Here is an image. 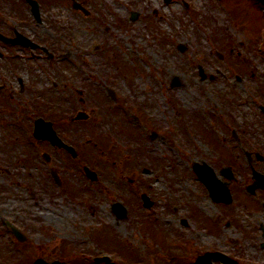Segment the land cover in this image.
<instances>
[{
	"label": "rangeland",
	"instance_id": "rangeland-1",
	"mask_svg": "<svg viewBox=\"0 0 264 264\" xmlns=\"http://www.w3.org/2000/svg\"><path fill=\"white\" fill-rule=\"evenodd\" d=\"M37 1L39 22L25 0H0V33L35 44L0 41V264H95L111 254V264H195L205 249L237 264H264V190L254 199L241 191L254 180L247 151L237 152L246 146L264 175L263 6L76 0L87 16L71 0ZM79 112L88 118L73 122ZM39 117L75 147L74 158L33 137ZM99 134L110 146L102 149L113 152L99 155ZM194 163L209 164L219 178L231 165L236 202L214 203ZM84 165L98 173L96 182ZM163 231L165 240H178L174 249L195 257L160 253Z\"/></svg>",
	"mask_w": 264,
	"mask_h": 264
},
{
	"label": "water",
	"instance_id": "water-1",
	"mask_svg": "<svg viewBox=\"0 0 264 264\" xmlns=\"http://www.w3.org/2000/svg\"><path fill=\"white\" fill-rule=\"evenodd\" d=\"M31 1V0H30ZM263 3H264V0H261ZM32 2V1H31ZM32 4H33V6H34V11L38 14L39 12H38V6H37V4L35 3V2H32ZM75 7L76 8H81V6L80 5H78L77 3H75ZM136 17H137V15L136 14H134V16H133V19H136ZM42 120H40V121H38L37 122V125H38V127L40 126V128H42L43 127V125H42ZM51 135V132H48V138H53L52 136H50ZM55 142H58V140L57 139H53ZM195 170H197V171H199V173L201 174V179L207 184V186H209V188H210V190H211V192L215 195V196H217L218 197V194L220 193V191H219V188H218V182L217 181H214L213 179H214V174H213V172L212 171H210V170H208V169H201V168H198L197 166H195ZM203 173H201V172ZM223 200H225V201H229V199L228 198H226V199H223ZM146 201V206L147 207H149V206H151V204L149 203V201L146 199L145 200ZM16 234H18V233H16ZM18 236L20 237V239H22L23 237L22 236H20L19 234H18ZM35 264H47V263H45V261H43V260H39V261H37ZM53 264H57V263H53Z\"/></svg>",
	"mask_w": 264,
	"mask_h": 264
},
{
	"label": "flooded vegetation",
	"instance_id": "flooded-vegetation-1",
	"mask_svg": "<svg viewBox=\"0 0 264 264\" xmlns=\"http://www.w3.org/2000/svg\"><path fill=\"white\" fill-rule=\"evenodd\" d=\"M107 93H108V95L112 98L113 96H112V94L113 95H115V92L114 91H112V94L109 92V90L107 89ZM116 99H117V95H116ZM115 99V100H116ZM114 100V101H115ZM86 120V119H85ZM84 121V120H83ZM74 122V121H73ZM56 148H58V149H62V150H65V149H63V148H59V147H56ZM65 151H67V150H65ZM98 151V150H97ZM68 153H69V151H67ZM99 152V151H98ZM243 153V152H242ZM70 154V153H69ZM241 153H239V155H240ZM71 155V154H70ZM72 156V155H71ZM232 156L231 155H229V157H228V159H230ZM86 165H84V167H85ZM231 166V165H230ZM233 180H234V178H233ZM233 182V181H232ZM242 192H244V193H247V189H243V190H241ZM239 194V193H238Z\"/></svg>",
	"mask_w": 264,
	"mask_h": 264
},
{
	"label": "bare ground",
	"instance_id": "bare-ground-1",
	"mask_svg": "<svg viewBox=\"0 0 264 264\" xmlns=\"http://www.w3.org/2000/svg\"><path fill=\"white\" fill-rule=\"evenodd\" d=\"M195 60H196V59L192 60V62H194ZM209 75H210L212 78H214V79L219 78V77L216 76L212 71L209 73ZM24 129H25V123H23V124L21 125V133H24Z\"/></svg>",
	"mask_w": 264,
	"mask_h": 264
}]
</instances>
